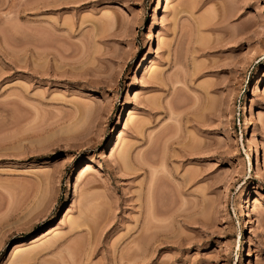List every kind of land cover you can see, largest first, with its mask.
<instances>
[{"label": "rangeland", "instance_id": "374dc122", "mask_svg": "<svg viewBox=\"0 0 264 264\" xmlns=\"http://www.w3.org/2000/svg\"><path fill=\"white\" fill-rule=\"evenodd\" d=\"M0 264H264V0H0Z\"/></svg>", "mask_w": 264, "mask_h": 264}, {"label": "bare ground", "instance_id": "6f19581e", "mask_svg": "<svg viewBox=\"0 0 264 264\" xmlns=\"http://www.w3.org/2000/svg\"><path fill=\"white\" fill-rule=\"evenodd\" d=\"M127 6V5H126ZM137 95V94H136ZM129 151V149H127V150H122V152L120 153V158H122V160H123V162H125V164H126V162H128L130 159V152H128ZM262 155V154H261ZM114 158V157H113ZM96 163V162H95ZM130 163V162H129ZM126 165H128V164H126ZM93 167V166H92ZM91 168V164L89 165V168L87 167L86 169L88 170V169H90ZM85 169V170H86ZM85 170H83V172L85 171ZM87 170H86V172H87ZM91 170V169H90ZM82 172V173H83ZM79 173H81V172H79ZM82 173L81 174H78L79 175V177H77L78 178V183H79V181H81V178H82ZM77 183V184H78ZM76 184V185H77ZM257 202V201H256ZM75 224H77L76 223V221L74 222ZM71 226H73V225H71ZM75 227H78L79 225H74ZM47 236V235H46ZM45 238V237H44ZM54 242H56L55 240H54ZM54 242L53 243H51V244H53L54 245ZM50 245V244H49ZM81 245V244H80ZM79 245V246H80ZM52 246V245H51ZM53 247V246H52ZM78 247V246H77ZM80 251V250H79ZM24 254V253H23ZM21 259V258H20ZM28 259V258H27Z\"/></svg>", "mask_w": 264, "mask_h": 264}]
</instances>
